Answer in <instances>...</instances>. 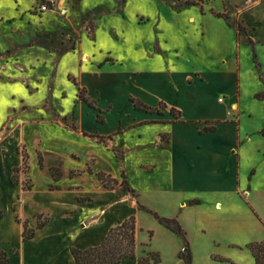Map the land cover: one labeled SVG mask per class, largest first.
<instances>
[{
  "label": "crops",
  "instance_id": "obj_1",
  "mask_svg": "<svg viewBox=\"0 0 264 264\" xmlns=\"http://www.w3.org/2000/svg\"><path fill=\"white\" fill-rule=\"evenodd\" d=\"M11 3V13L0 14V23L12 26L30 6L22 8L19 0ZM72 3L60 0L56 6L64 12ZM190 7L194 6L174 13H188L187 23L196 27L201 40L194 52L210 36L204 23L212 22L216 30L205 46L216 56L206 63L196 59L201 64L196 72L167 77L153 64L144 72L132 71L129 81L138 86L127 92L128 108L123 115H115L111 100L103 99L99 91L91 94L79 81L91 107L80 100L77 106L90 118L92 128L77 121L81 129H69L46 119L52 129H47L45 136H37L32 143L19 137L11 151L5 147L7 137L24 129V115L32 108L20 110L18 101L0 119V211L3 214L5 206L12 210L9 221L4 214L0 220V253L8 256L4 264H75L71 247L99 245L111 227L130 216L136 223V258L155 252L160 256L157 264H184L179 258L182 239L139 210L137 203L178 221L189 243L191 264H254L247 246L264 244V123L255 129L244 123L251 118V111L241 98L247 85L238 51L247 38L255 46H264V0L234 6L231 17L240 19L247 31V36L239 37L209 11L202 14L198 6ZM159 42L162 54L150 53L151 58L166 56L175 62L184 53L181 46H167V36ZM184 48L190 50L191 46ZM229 61L231 76L225 66ZM110 66L96 67L97 73L91 69L89 75L98 79ZM261 92L264 85L260 83L250 95L254 98ZM130 97L151 108L159 103L166 108L153 113L137 111ZM98 108H107L104 117L97 114ZM170 108L180 112L179 120L170 114ZM10 114L16 116L3 132ZM44 120L37 118L34 123L40 125ZM107 121L110 129H105ZM209 127L213 129H204ZM21 147L28 156V167L25 172L18 171L13 182L14 171L23 166L18 152ZM49 157L55 162L48 164ZM55 167L59 168L56 179L50 173ZM99 172L117 180L114 189L103 187ZM122 174L134 194L121 190ZM24 180L30 182L27 189ZM24 203L33 204L30 214L23 213ZM39 215L47 216L46 224L23 242L22 222L35 229ZM120 264L137 261L125 258Z\"/></svg>",
  "mask_w": 264,
  "mask_h": 264
},
{
  "label": "rangeland",
  "instance_id": "obj_2",
  "mask_svg": "<svg viewBox=\"0 0 264 264\" xmlns=\"http://www.w3.org/2000/svg\"><path fill=\"white\" fill-rule=\"evenodd\" d=\"M19 1L22 8L30 6L28 12L12 26L0 23V119L18 101V109L32 110L24 115L26 124L21 133L17 131L7 137V151H11L19 137L26 143H32L37 136H45L46 130L52 129L46 119L56 120L69 129H81L79 124L92 128L90 118L77 106L81 83L91 94L99 91L103 99L111 100L115 115H123L128 108L127 92L136 90L138 86L136 81H129L132 71L144 72L153 64L163 70V76H184L200 68L201 64L196 59L206 63L216 56L205 47L208 41L213 40L211 34L216 31L210 21L204 23L210 36L194 52L201 37L196 27L187 23L188 13L175 14L189 6L173 7L185 0H126L123 3L121 0H70L73 3L69 10L62 12L56 6L53 13L45 15L36 11V6L44 0ZM255 1L201 0L202 11L197 6L202 14L206 11L214 17L218 13L226 14L231 23L242 25L240 19L231 17V11L240 3L250 5ZM191 6L194 9L196 5ZM217 7L222 9L215 10ZM11 11V0H0V14L6 16ZM163 36L168 38L167 46L184 49L183 55L175 62L166 56L160 59L150 57V53L162 54L159 40L162 42ZM186 45L191 46L190 50H185ZM239 48L247 85L246 92L244 89L241 91V98L251 111V118L244 123L255 129L264 123V100L252 98L250 90L260 83L264 85V46L251 47L240 43ZM252 50L256 54L255 61ZM105 65L112 66L104 68L100 78L94 79L89 75L91 69L97 73L96 69ZM231 65L232 61L225 65L230 76ZM106 109L98 108L97 114L104 117ZM15 116H8L2 126L3 132ZM37 118L45 120L36 125L34 120ZM111 127V122L107 121L105 129ZM19 150L25 151L22 147ZM54 162V157L47 158L48 164ZM22 183L26 189L30 182L24 180ZM32 209L33 204L24 203L22 211L30 214ZM11 213L12 210L5 206L3 214L8 221ZM44 219H47L46 215L40 218L41 221Z\"/></svg>",
  "mask_w": 264,
  "mask_h": 264
},
{
  "label": "trees",
  "instance_id": "obj_3",
  "mask_svg": "<svg viewBox=\"0 0 264 264\" xmlns=\"http://www.w3.org/2000/svg\"><path fill=\"white\" fill-rule=\"evenodd\" d=\"M126 0H121V3L125 2ZM191 5H198L201 8V0H185L183 4L179 6H173V7H187ZM217 18H222L226 25L233 28L236 32L237 37L246 35L245 28L237 23H231L230 18L226 14H215ZM247 44L253 47V41L250 38H247ZM252 57L253 60H256V54L254 50H252ZM257 67H259L258 64H256ZM86 90L82 87L79 89L78 93V99L82 102H85L88 106L91 107V103L88 101L86 95ZM256 98L264 100V92L258 93L256 95ZM132 108L137 111H143L147 113H153V112H159L160 108H166L164 103H159L157 108H151L143 103L139 102L138 100L130 97L129 99ZM170 114L174 117L175 120H179L180 112L175 110L174 108L169 109ZM205 130H212V127L204 128ZM261 134L264 136V128L261 130ZM85 136L89 137H96L93 135H87ZM99 140H102V137H99ZM18 152L22 155L23 159V166L20 170H15L14 174L12 176V181L16 182V175L18 171L25 172L27 170V160L28 156L26 152H20L18 149ZM38 162L40 167H42V158L38 156ZM50 173L53 176V178L59 177V170L52 168L50 169ZM98 179L101 181L104 188L107 189H114L115 186L118 184L117 180L112 178L109 174L99 172L97 173ZM121 190L123 192L132 193L134 194V191L129 188L127 185V182L125 180V176L122 174V181L120 182ZM28 187L26 186V189ZM198 201H190L189 204H195ZM137 208L139 210H142L144 212H147L151 214L161 225H163L165 228L169 229L171 232L179 236L183 241V248L179 253V258L183 260L184 264H191V252L189 243L185 237V232L179 225L178 221L175 218H165L159 216L157 213L147 209L143 205L137 203ZM3 214L2 211H0V220L2 218ZM41 216H37L36 218V228L32 229L29 228L26 221L22 222L23 225V231H22V241H28L31 240L34 235L36 229L42 228L46 222L47 219H44L43 221L40 220ZM16 221H20L16 217ZM135 233H136V223H135V217L130 216L127 219H125L122 223L115 225L111 227L103 241L94 247H90L87 249H78L75 247H71L70 253L73 258V261L75 264H120L123 259H136L137 264H157L160 261V256L158 253L155 252H148L145 257L136 258L135 255V249H136V241H135ZM152 233L150 232V236ZM247 248L250 250L253 259L254 264H264V244L263 242H255L251 243L247 246ZM8 262V256L5 253H0V263L4 264Z\"/></svg>",
  "mask_w": 264,
  "mask_h": 264
},
{
  "label": "built area",
  "instance_id": "obj_4",
  "mask_svg": "<svg viewBox=\"0 0 264 264\" xmlns=\"http://www.w3.org/2000/svg\"><path fill=\"white\" fill-rule=\"evenodd\" d=\"M59 0H44L36 6V11L41 14L54 9Z\"/></svg>",
  "mask_w": 264,
  "mask_h": 264
}]
</instances>
